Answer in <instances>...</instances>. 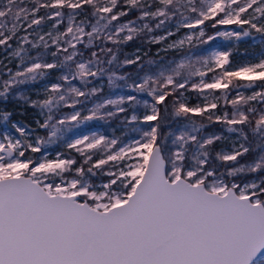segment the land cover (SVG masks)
Listing matches in <instances>:
<instances>
[{"label":"snow or ice","instance_id":"1","mask_svg":"<svg viewBox=\"0 0 264 264\" xmlns=\"http://www.w3.org/2000/svg\"><path fill=\"white\" fill-rule=\"evenodd\" d=\"M142 36L183 54L120 60ZM217 38L231 47L196 55ZM0 46L16 61L0 60V101L39 117L0 107V264H264V0H0ZM54 71L36 99L19 91ZM109 120L111 136L80 131ZM50 145L68 152L26 155Z\"/></svg>","mask_w":264,"mask_h":264},{"label":"trees","instance_id":"2","mask_svg":"<svg viewBox=\"0 0 264 264\" xmlns=\"http://www.w3.org/2000/svg\"><path fill=\"white\" fill-rule=\"evenodd\" d=\"M43 2V0H42ZM90 11V9H88ZM41 14H43V10L41 11ZM138 15L137 12H132L127 18L128 19H134L135 16ZM82 17H78L77 19H81ZM234 28L236 26H233ZM61 29L63 30V26H61ZM211 34V33H209ZM147 37H140V38H137L131 42H129L127 45L125 46H122V52L119 56L120 60H123L124 59V56H123V52H128L132 49H135L137 47H140L142 48L143 51H147L149 53V56L148 57H143V62L146 63L147 60L149 58H152V59H162V61L165 63L167 61H170V60H173L179 56H181L183 53L181 52H175V51H172V50H169L168 52H160L159 53V57H157L156 53H157V48L159 47V45H156V44H147L145 43ZM250 43V42H249ZM109 47H112L111 44L108 45ZM204 45H199L197 44L196 45V50L197 51H201L203 49ZM249 47V44H241V51H243L244 48H248ZM52 50H55L54 47ZM250 50V48H249ZM185 51H187V45L185 46ZM6 53L4 52L3 50V46H0V57H2L3 55H5ZM35 53L33 52V55ZM85 58H87V53L85 54ZM49 59V62L50 61V58ZM8 67L12 68L13 71L16 70V63L15 61H13L11 64H7ZM105 67H109L108 65H105ZM113 70L114 71H117L119 74H124V73H133L135 71V69L133 68V66H124V67H115L113 66ZM217 72H219V69L216 70ZM59 73L58 72H52V75L47 77V78H42L36 82H32V83H29V84H26V85H21L20 86V89L19 91H21L22 89H33L35 88L39 83L47 80V79H50L51 77H54L56 75H58ZM143 74V73H140V75ZM212 73H208V76L211 75ZM6 78V76L4 77ZM104 87H105V91H109V88H108V85H107V77L105 76L104 78ZM131 81H129L130 83ZM242 83H246V81H241ZM77 86H79V82L77 81ZM94 84L96 83V81L93 82ZM118 83H123V82H118ZM130 90V89H128ZM243 91V89H241ZM221 90H216L217 93H220ZM187 95H190V105L191 104H196L198 102L199 99H197V95L196 93L193 91L191 93H188V92H185ZM234 94V93H233ZM245 94L246 95H250L251 94V91H245ZM151 99V97H149ZM219 106L222 108L223 107V101L221 100L220 101V104ZM0 107H4L6 108L7 110H10L13 112V115H12V120L14 121H19V122H23L25 124H29L31 125L32 128H35V124L33 123L34 121V117L35 116H28V113H35L36 114V110L29 107L28 105H24L21 103V100H14L12 98H10L8 100V102L5 104L3 103L2 101H0ZM228 109L230 110L231 109V106L229 105L228 106ZM64 112H69L70 109L69 108H64L63 109ZM215 111V110H213ZM23 113V114H21ZM195 119L197 120V122H200L201 121V117L197 116L195 117ZM183 119H181V123H183ZM98 126L100 127L103 132L107 133V134H110L112 135L113 134V129L114 128H119V121L118 120H109L107 122L105 121H90V122H87L85 125H83L82 127L86 126V127H89V126ZM81 127V128H82ZM223 130V125L221 124H218V123H214V124H211L208 126V128L206 129V131L208 132H212V131H216V132H220ZM14 131V130H12ZM15 132V131H14ZM16 133V132H15ZM39 134L40 135H45L46 133L43 131V130H39ZM117 136L120 135V132L117 131L115 133ZM225 135H228V133L225 132ZM234 138V137H232ZM221 147H227V142L226 141H222V142H219L217 145H216V148L217 150H219ZM48 148H54V149H60L61 152L67 154L68 150L63 148L62 146H57V145H50L48 146ZM33 155L34 157H38L39 153H26V155ZM73 156H76L77 157V161H78V164L82 161V158L78 156V154H76L75 152L72 153ZM97 157H93V160H95ZM247 159H250V157H244L241 162L243 163L244 160H247ZM87 167V165H86ZM96 181H98L100 178L99 177H96L94 178Z\"/></svg>","mask_w":264,"mask_h":264},{"label":"rangeland","instance_id":"3","mask_svg":"<svg viewBox=\"0 0 264 264\" xmlns=\"http://www.w3.org/2000/svg\"><path fill=\"white\" fill-rule=\"evenodd\" d=\"M233 28H234L233 26H226L225 28H222L221 30H228V29H233ZM47 30H48V27H47V26H42L41 34H42L43 32H46ZM60 30L63 31L61 28H60ZM172 30L175 31L174 28H173ZM186 31H188V30H186V29H181V31H180L179 33H176L175 35L171 36V37L169 38L168 42L170 43L172 40L179 39L181 36H183V35L185 34ZM155 34H156V35H163L164 32H163V30H159V31H157ZM186 45H187V44H186ZM186 45H185V46H186ZM13 47H15V44H14V43H13ZM163 47H164L163 44H160V45H159V48H163ZM228 47H231V42L225 40L224 38H217V40H216L215 42H210V45H204L203 49H202L200 52L197 51L196 49H194V51H195L196 55H207V54H208L210 51H212L213 49L218 48V49H220V50H227ZM135 49H136V48H135ZM135 49L130 50L129 53L134 52ZM249 51L251 52V49H250ZM5 55H6V54H5ZM5 55H3L2 57H0V60H3L4 64H8V61L4 59V56H5ZM179 57H180V56H179ZM179 57H177V58H175V59L178 60ZM239 58H244V57H239ZM167 62H168V61H167ZM167 62H165V64H167ZM15 63H16V61H15ZM58 75H59V74H58ZM142 75H143V74H141V76H142ZM211 75H212V74H211ZM211 75L208 76L209 79H210ZM56 76H57V75H56ZM56 76L51 77L50 79H47V80H45V81L39 83L35 88H33V89H31V90H30V89H22L21 91L25 92L27 95H30V96L32 97V99H36V98H37V96H36V91L42 89L43 86H44L46 83H49V82H55V77H56ZM194 79H198V78H194ZM112 91H114L116 94H125V93H127V94H135V93L131 92V90H128L127 88H118V89H115V90H112ZM107 92H108V91H107ZM206 93H207V90H206ZM185 95H187V94L185 93ZM40 98H43V97L41 96ZM140 98H141V99H147V100L151 101V99L149 98V96H147L146 94H142ZM209 99L211 100V95L209 96ZM202 102H203V101H202V97H201V98L198 100L197 103H202ZM21 103L24 104L22 100H21ZM24 105H26V104H24ZM89 106H90V105H89ZM70 111H71V109H70ZM70 111H69V112H70ZM29 115H30V116H31V115H32V116H35L34 119L39 118L34 112H33V113H30V112H29V113H28V116H29ZM13 121H14V120H13ZM80 131L85 132V133H88V132H98V133H103V134H105V135H107V136H111L110 134H107V133L103 132V130H102L100 127L95 126V125H93V126H89V127L84 126V127H82V128L80 129ZM13 135L19 137V134H18V133H15L14 131H13ZM233 139H234V138H233ZM226 142H227V147H226V148H229V149H230V147H231L230 142H229V141H226ZM62 147H63V146H62ZM63 148H64V147H63ZM65 149H66V148H65ZM44 152H47V154L50 156V158H54L56 152H61V150H60L59 148H58V149H57V148H56V149H54V148L52 149V148H48V147H47L46 149H44V150L42 151V153H39L38 156L44 154ZM97 158H98V157H97ZM105 170H108V169H107V166H106ZM96 182H97V183H100L101 180L99 179V180L96 181Z\"/></svg>","mask_w":264,"mask_h":264}]
</instances>
